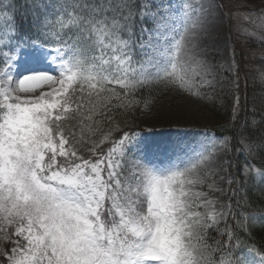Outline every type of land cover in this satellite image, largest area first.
Returning <instances> with one entry per match:
<instances>
[{"label": "snow or ice", "instance_id": "1", "mask_svg": "<svg viewBox=\"0 0 264 264\" xmlns=\"http://www.w3.org/2000/svg\"><path fill=\"white\" fill-rule=\"evenodd\" d=\"M214 11L209 0H0L8 25L0 27V218L13 245L11 254H0L8 264H202L207 245L198 250L192 240L223 214L194 210L214 203L193 191L204 183L197 168L208 156L159 171L143 161L161 146L143 143L136 132L93 137L94 116L109 114L105 94L119 86L125 98L135 95L153 78L146 66L157 69L155 79L183 87L187 50L212 74L199 42L218 35ZM21 12L30 17L27 28L15 23ZM73 119L79 125L64 126ZM247 147L264 150V139ZM238 209L229 207L233 219ZM258 220L264 228V214L237 222L248 231ZM228 235L224 249L233 247Z\"/></svg>", "mask_w": 264, "mask_h": 264}, {"label": "rangeland", "instance_id": "2", "mask_svg": "<svg viewBox=\"0 0 264 264\" xmlns=\"http://www.w3.org/2000/svg\"><path fill=\"white\" fill-rule=\"evenodd\" d=\"M4 2L7 1L4 0ZM191 2L197 5L201 0H191ZM209 2L214 10H218L214 11L213 15L219 17V32L211 39H208L205 34V38L199 42V47L207 54L206 59L211 65V75L204 74L186 50L185 54H182L181 73H187L183 87L169 80L155 79L154 74L157 69L146 66L144 69L146 75L153 78L151 82L145 84L148 88L140 92L143 97L140 101L135 102L134 95L125 98L120 90L114 88V91L105 94L110 98L106 99L105 103H108L109 107L107 117H110L115 109L120 113L128 112L126 104L132 108L140 105L135 111V113L138 112L139 123L133 125L141 127L136 132L140 136L145 130L144 133H149V142L144 141V143L160 145L162 149L159 151L160 156L157 153L144 159L143 163L147 166L153 167L158 161L169 167L172 161L177 160L180 169H183L196 163L201 155L208 156V159L197 168V174L204 180V183L194 186L193 191L204 193L205 198L214 203L208 209L201 207L194 210L205 212L212 211L214 208L215 211L223 213L215 224L226 228L227 194L234 182H243L246 176L243 175V178L236 180L231 178L232 172L226 162L229 143L224 145V141L228 139L215 135L212 125L225 122L232 125L234 117L240 113L242 106H246L249 110L251 122L264 124L261 120L264 116V90L261 92L264 88V81L259 78L260 73L264 72V67L260 66L264 64V61L257 60L258 56H264V0H209ZM245 16L248 18L245 19ZM181 31H183V26H181ZM237 65L241 66L240 69L243 71L241 73L243 79L239 77L238 87ZM257 69L258 71H255ZM255 79L257 81L253 83L252 80ZM250 86H255L258 93L249 90ZM253 94L259 95L254 97ZM93 103H95V98H93ZM88 106L92 107V104ZM98 112L99 109H97ZM217 114L221 115L219 120L216 119ZM95 116L107 118L99 114ZM120 121H117L119 124L111 121L112 123L105 127H100L101 125L96 121V135L93 138L99 141L107 133H111L112 139L120 137L123 131H126ZM79 123L78 119H73L65 121L64 126L70 128ZM75 130L79 136V126ZM245 143L247 145V141ZM108 146L110 147L111 144L109 143ZM166 150L171 153L168 158L164 154ZM82 154L88 157L86 150ZM140 155L141 153H137V156ZM245 167L247 170L248 166L245 165ZM157 170L166 171L172 168L159 166ZM196 203L199 204L201 201L197 200ZM8 230L7 222L0 218V253L11 254L13 245L6 239ZM201 235L203 237L201 240L193 239L192 243L198 250L201 245H207L202 249L204 254L202 264H208V253L212 248V242L210 238L205 239L203 233ZM219 238L220 236H217L215 240ZM223 244L221 241V245ZM221 260L224 264H234L235 261L222 252V247H220L212 264H220ZM245 261L246 264H261L262 260L257 254H252V257ZM0 264H8L6 255L0 254Z\"/></svg>", "mask_w": 264, "mask_h": 264}, {"label": "trees", "instance_id": "3", "mask_svg": "<svg viewBox=\"0 0 264 264\" xmlns=\"http://www.w3.org/2000/svg\"><path fill=\"white\" fill-rule=\"evenodd\" d=\"M15 1L18 3V5H22L24 3V0ZM24 21L28 24L30 21V17H25ZM257 60L264 61V58H260L258 56ZM256 81L257 80H252L253 83H255ZM249 88L252 90V87ZM263 90L264 88L262 89V91ZM138 95H140V93ZM142 98L143 97L141 95L140 98L136 100V102L140 101ZM139 106L140 105L132 108L129 107L128 104H126V107H128L129 109L128 112L120 113L115 109L110 117L100 118L98 116H95V120L101 125L100 127H105L111 124V121H113L114 124H119L117 121L121 120L120 122L125 126V129L130 130L134 127H139L138 125H133L139 123L138 112L135 113ZM245 117L247 118V116L244 115L242 119L241 116H238V121L233 124L231 123L232 125L227 124V122L219 123L217 124V126H219L221 129H217L221 133H225L230 137L233 146V148H231V152L236 155L237 164L244 163L245 165L264 173V150L259 148H253L252 150H249L247 145L244 146L242 144L241 137L237 135L238 132H244L245 136L247 137V141H252L254 144L258 145L261 139H264V124L253 123L249 120V118L244 119ZM219 118H221V115L219 116L217 114L216 119L219 120ZM254 173L256 172H251L249 174V172L246 171L245 168L242 169V167L239 166L237 174L239 176L242 175V178L243 174L246 176L244 177L242 182L243 189L240 199L241 210H239L243 215H246V213L249 212H255L257 213V215L264 214V177H257L254 175ZM242 219L243 216H241L239 220ZM234 240H236V242L234 243V248H240L241 245L245 243L246 245L251 246L253 249L255 247L258 250L264 252V228H262L261 224H259L258 222L256 223L254 228L249 229L248 231H246L237 223L234 229Z\"/></svg>", "mask_w": 264, "mask_h": 264}]
</instances>
